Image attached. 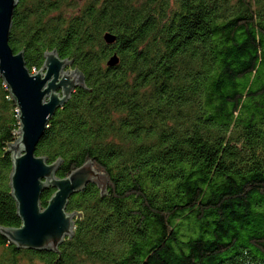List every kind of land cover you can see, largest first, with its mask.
I'll return each instance as SVG.
<instances>
[{
	"label": "trees",
	"instance_id": "16d2710c",
	"mask_svg": "<svg viewBox=\"0 0 264 264\" xmlns=\"http://www.w3.org/2000/svg\"><path fill=\"white\" fill-rule=\"evenodd\" d=\"M86 1L19 0L10 45L31 73L56 51L84 79L36 154L61 160L58 178L92 161L107 189L71 196L74 233L58 252L0 233V264H264V0ZM17 109L0 75L5 228L22 224Z\"/></svg>",
	"mask_w": 264,
	"mask_h": 264
},
{
	"label": "water",
	"instance_id": "95a60500",
	"mask_svg": "<svg viewBox=\"0 0 264 264\" xmlns=\"http://www.w3.org/2000/svg\"><path fill=\"white\" fill-rule=\"evenodd\" d=\"M18 3L19 0H0V75L19 109L18 139L10 146L9 153L12 156L10 186L22 224L17 228L0 227V233L18 249L58 252L64 240L74 233L75 214L67 212L71 196L83 191L89 183L104 191L108 181L95 170L92 161L69 176L58 178L61 160L50 163L36 154L50 119L77 88L86 84L76 69H70L71 62L62 59L56 51L45 52L42 67L36 73L30 72L24 50L16 53L10 45ZM104 38L109 44L116 40L110 33ZM118 63L116 54L108 61L109 67ZM48 188L56 191L43 208L41 198Z\"/></svg>",
	"mask_w": 264,
	"mask_h": 264
},
{
	"label": "rangeland",
	"instance_id": "374dc122",
	"mask_svg": "<svg viewBox=\"0 0 264 264\" xmlns=\"http://www.w3.org/2000/svg\"><path fill=\"white\" fill-rule=\"evenodd\" d=\"M79 2H83V0H78ZM87 1L85 0V3H86ZM71 69V68H70ZM68 70V69H67ZM72 70V69H71ZM37 72V71H36ZM83 166V165H82ZM74 218H75V216H74ZM28 257V256H27ZM21 258V259H19V264H41L42 262L38 259V258H36V257H31V259H29V258Z\"/></svg>",
	"mask_w": 264,
	"mask_h": 264
},
{
	"label": "bare ground",
	"instance_id": "6f19581e",
	"mask_svg": "<svg viewBox=\"0 0 264 264\" xmlns=\"http://www.w3.org/2000/svg\"><path fill=\"white\" fill-rule=\"evenodd\" d=\"M69 69V66L66 68V70ZM35 71V70H34ZM36 73V72H35ZM98 173H101L100 171H98L97 169H95Z\"/></svg>",
	"mask_w": 264,
	"mask_h": 264
},
{
	"label": "built area",
	"instance_id": "2783aa9c",
	"mask_svg": "<svg viewBox=\"0 0 264 264\" xmlns=\"http://www.w3.org/2000/svg\"><path fill=\"white\" fill-rule=\"evenodd\" d=\"M17 112L19 113V109H17Z\"/></svg>",
	"mask_w": 264,
	"mask_h": 264
}]
</instances>
